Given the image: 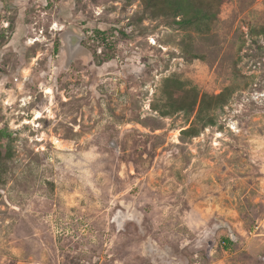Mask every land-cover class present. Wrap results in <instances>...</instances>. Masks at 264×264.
I'll use <instances>...</instances> for the list:
<instances>
[{"label":"rangeland","instance_id":"374dc122","mask_svg":"<svg viewBox=\"0 0 264 264\" xmlns=\"http://www.w3.org/2000/svg\"><path fill=\"white\" fill-rule=\"evenodd\" d=\"M0 264H264V0H0Z\"/></svg>","mask_w":264,"mask_h":264},{"label":"trees","instance_id":"16d2710c","mask_svg":"<svg viewBox=\"0 0 264 264\" xmlns=\"http://www.w3.org/2000/svg\"><path fill=\"white\" fill-rule=\"evenodd\" d=\"M148 9L159 14L169 15L175 18L179 25L194 26L199 32L209 33L213 22L219 17V11L225 0H142ZM179 18V19H176ZM97 31L103 36L107 33L102 28ZM105 40V36L103 37ZM71 45L75 42L71 40ZM176 102L180 107H187L191 113L196 114L198 120H203V113L207 107V95L200 97L196 89H187L178 85ZM220 96V95H218ZM211 124H213V121ZM206 126V125H205ZM184 132L197 133L196 127H189ZM225 243H233L232 237L223 239Z\"/></svg>","mask_w":264,"mask_h":264},{"label":"water","instance_id":"95a60500","mask_svg":"<svg viewBox=\"0 0 264 264\" xmlns=\"http://www.w3.org/2000/svg\"><path fill=\"white\" fill-rule=\"evenodd\" d=\"M70 33H71L70 31H66L64 33V38L66 40V44H67L68 51L70 52V56L73 57L74 53H76V51L81 50V48H82L81 47V43H80V39L82 37L77 35V34H75V33H71V34ZM70 38H72L73 41L75 42L74 47H71V45H70V42H71ZM224 225H227V224H224Z\"/></svg>","mask_w":264,"mask_h":264},{"label":"built area","instance_id":"2783aa9c","mask_svg":"<svg viewBox=\"0 0 264 264\" xmlns=\"http://www.w3.org/2000/svg\"><path fill=\"white\" fill-rule=\"evenodd\" d=\"M102 35H100V38L101 39H103V36L101 37ZM106 44V42H103V45H105ZM53 143L54 144H58L59 143V139L58 138H55L54 140H53Z\"/></svg>","mask_w":264,"mask_h":264},{"label":"bare ground","instance_id":"6f19581e","mask_svg":"<svg viewBox=\"0 0 264 264\" xmlns=\"http://www.w3.org/2000/svg\"><path fill=\"white\" fill-rule=\"evenodd\" d=\"M70 44H71V42H70ZM71 46H72V45H71ZM39 117H41V116H40V115H38V116H37V118H39ZM37 118H36V119H37Z\"/></svg>","mask_w":264,"mask_h":264},{"label":"flooded vegetation","instance_id":"af4514ba","mask_svg":"<svg viewBox=\"0 0 264 264\" xmlns=\"http://www.w3.org/2000/svg\"><path fill=\"white\" fill-rule=\"evenodd\" d=\"M79 36H80V35H79ZM81 37H82V36H81ZM82 39H83V37L80 39V43H81Z\"/></svg>","mask_w":264,"mask_h":264}]
</instances>
